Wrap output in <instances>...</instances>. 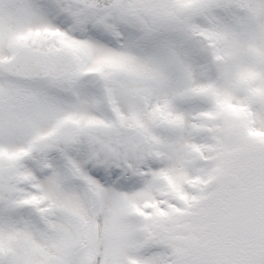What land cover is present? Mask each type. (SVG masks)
Here are the masks:
<instances>
[{
    "label": "snow or ice",
    "instance_id": "6c2138e0",
    "mask_svg": "<svg viewBox=\"0 0 264 264\" xmlns=\"http://www.w3.org/2000/svg\"><path fill=\"white\" fill-rule=\"evenodd\" d=\"M0 264H264V0H0Z\"/></svg>",
    "mask_w": 264,
    "mask_h": 264
}]
</instances>
